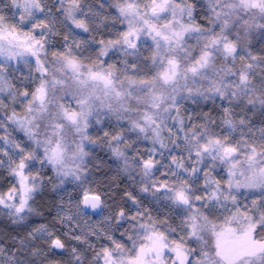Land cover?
Segmentation results:
<instances>
[{"label": "snow or ice", "instance_id": "6c2138e0", "mask_svg": "<svg viewBox=\"0 0 264 264\" xmlns=\"http://www.w3.org/2000/svg\"><path fill=\"white\" fill-rule=\"evenodd\" d=\"M5 92L0 264H264V0H7Z\"/></svg>", "mask_w": 264, "mask_h": 264}, {"label": "trees", "instance_id": "16d2710c", "mask_svg": "<svg viewBox=\"0 0 264 264\" xmlns=\"http://www.w3.org/2000/svg\"><path fill=\"white\" fill-rule=\"evenodd\" d=\"M111 59L115 60L116 55L110 54ZM111 62V61H110ZM12 64H15V61H12ZM3 98V97H2ZM9 102L6 100V103ZM19 110V109H18ZM207 110V108L205 109ZM11 131V129H9ZM13 135L17 139H23V134L19 132H14ZM100 152H102L101 149H99ZM40 166L39 164H36L33 171L38 169ZM44 174L46 176L51 175V169H45ZM15 183V179L11 177L8 172L5 169H0V192L6 193L8 189L12 186V184ZM125 187V183L122 180L121 181V188ZM57 193H53L51 191V186L49 185L47 189L40 192L36 197V206L42 207L45 211V215L48 217L49 220H51L52 216H54L53 210L50 212L49 209L53 205V201L55 199V196ZM147 201H145V204L147 205ZM44 219L40 217H30L29 220L23 224V225H13L10 220L4 216L0 215V238L3 240L9 241V238L13 236H23L28 230H31L33 226L39 225L40 223H44ZM69 250L66 252H59L57 251L55 256H52L50 258L56 259L62 262V264H71V258H69ZM88 260H90L88 258ZM87 264V261H86Z\"/></svg>", "mask_w": 264, "mask_h": 264}, {"label": "rangeland", "instance_id": "374dc122", "mask_svg": "<svg viewBox=\"0 0 264 264\" xmlns=\"http://www.w3.org/2000/svg\"><path fill=\"white\" fill-rule=\"evenodd\" d=\"M6 2H7V0H0V4H2V3H6ZM109 2H111V0H109ZM4 11L7 13V12H8V9L5 8ZM110 11H112L113 14H115V9H110ZM198 11H199V9H198ZM77 32H79V30H77ZM79 34H80V36H82V37H84V38H86V36H87V34H84V33H79ZM11 63H12V62H11ZM5 96H6V92L3 93V94H0V98L5 97ZM0 134H3V133L0 132ZM99 149H100V148H95V149L93 150L94 154L99 155V156H104V155H105L104 151L100 152ZM218 171H219V170H218ZM65 187H66V189H67V192H68V193H71V195H72L73 197L77 195V191L75 190V186H74V185H72V184L69 183V184H66ZM58 200H59V196H58V194H57V195L55 196V199H54V201H53V204H54L55 202H57ZM65 201H67V195L65 196ZM110 203H111V201H110ZM52 210H53L54 215H55V210H54V209H52ZM101 219H102V217H100V216L83 217V220H87V221H89V222L92 223V224L97 223V222H98L99 220H101ZM82 226H83V225H82ZM57 227H59V225H58ZM28 231H30V230H28ZM25 234H26V233H25ZM25 234H24V235H25ZM24 235H23V236H24ZM0 243H9V241H7V240H3V239L0 238ZM72 246L80 247V248H81V251H83V248H82L81 246H79V245H76V242H75V241H69V255H70L69 258H71V251H70V249H71ZM87 257L91 260V258H92L91 253H87Z\"/></svg>", "mask_w": 264, "mask_h": 264}]
</instances>
